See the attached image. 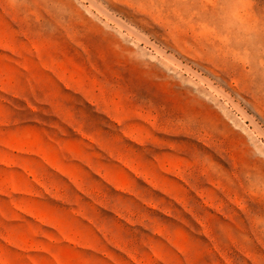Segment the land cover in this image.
<instances>
[{
  "label": "rangeland",
  "instance_id": "1",
  "mask_svg": "<svg viewBox=\"0 0 264 264\" xmlns=\"http://www.w3.org/2000/svg\"><path fill=\"white\" fill-rule=\"evenodd\" d=\"M0 264H264V0H0Z\"/></svg>",
  "mask_w": 264,
  "mask_h": 264
}]
</instances>
